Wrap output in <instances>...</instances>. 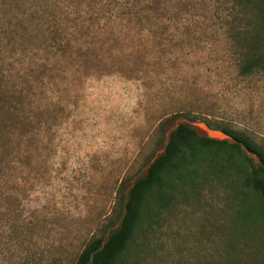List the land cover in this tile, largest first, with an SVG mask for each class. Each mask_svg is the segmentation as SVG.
Returning <instances> with one entry per match:
<instances>
[{
    "label": "rangeland",
    "instance_id": "obj_1",
    "mask_svg": "<svg viewBox=\"0 0 264 264\" xmlns=\"http://www.w3.org/2000/svg\"><path fill=\"white\" fill-rule=\"evenodd\" d=\"M255 4L0 0V264H74L106 240L188 112L264 147V67L241 73L249 41L264 57ZM212 166L146 204L120 264H264V215Z\"/></svg>",
    "mask_w": 264,
    "mask_h": 264
},
{
    "label": "trees",
    "instance_id": "obj_2",
    "mask_svg": "<svg viewBox=\"0 0 264 264\" xmlns=\"http://www.w3.org/2000/svg\"><path fill=\"white\" fill-rule=\"evenodd\" d=\"M254 2L258 16L264 21V0ZM259 67H264L261 46L258 40L249 41L242 52L241 73L248 75ZM185 117L191 121H204L212 129L232 136L235 141L211 140L200 136L189 126L179 124L170 133L164 153L150 165L143 178L134 182L126 199L119 190L114 219L120 220V226L106 240L101 236L91 239L74 264H120L121 257L141 226L146 204L155 201L158 205L156 201H169L174 192L204 172L208 164L216 167L217 173H221L224 179L235 182L242 194H245L243 190H247L253 202L240 201V206L250 210L251 218L243 217L256 224L261 221L264 215V147L247 133L228 125L189 112ZM246 152L255 156L258 162L255 163Z\"/></svg>",
    "mask_w": 264,
    "mask_h": 264
},
{
    "label": "water",
    "instance_id": "obj_3",
    "mask_svg": "<svg viewBox=\"0 0 264 264\" xmlns=\"http://www.w3.org/2000/svg\"><path fill=\"white\" fill-rule=\"evenodd\" d=\"M187 126H189L191 129L195 130L200 136L209 138L211 140H216V141H229V142H234L235 140L233 139L232 136L219 131V130H215L212 129L211 127H209L205 122L203 121H188V120H184V123ZM178 127V126H177ZM176 127V128H177ZM167 145V144H166ZM166 147V146H165ZM165 150V149H164ZM164 151L161 153L163 154ZM160 154V155H161ZM247 155L252 156L250 153L246 152ZM157 155L152 162L150 163V165L160 156ZM149 165V167H150Z\"/></svg>",
    "mask_w": 264,
    "mask_h": 264
}]
</instances>
